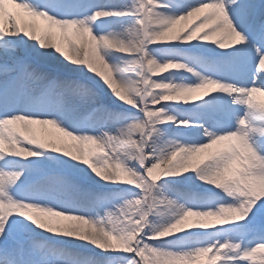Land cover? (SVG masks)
<instances>
[{
  "label": "snow or ice",
  "instance_id": "1",
  "mask_svg": "<svg viewBox=\"0 0 264 264\" xmlns=\"http://www.w3.org/2000/svg\"><path fill=\"white\" fill-rule=\"evenodd\" d=\"M0 264H264V0H0Z\"/></svg>",
  "mask_w": 264,
  "mask_h": 264
},
{
  "label": "bare ground",
  "instance_id": "2",
  "mask_svg": "<svg viewBox=\"0 0 264 264\" xmlns=\"http://www.w3.org/2000/svg\"><path fill=\"white\" fill-rule=\"evenodd\" d=\"M165 74H166V73H165ZM48 131H49L50 133H52L53 135H59L58 133H55L54 130L49 129Z\"/></svg>",
  "mask_w": 264,
  "mask_h": 264
}]
</instances>
